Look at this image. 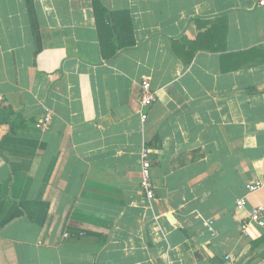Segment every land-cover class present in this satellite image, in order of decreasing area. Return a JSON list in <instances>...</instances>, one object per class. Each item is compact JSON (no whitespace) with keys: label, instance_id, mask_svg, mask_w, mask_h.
Returning <instances> with one entry per match:
<instances>
[{"label":"crops","instance_id":"0c3cea01","mask_svg":"<svg viewBox=\"0 0 264 264\" xmlns=\"http://www.w3.org/2000/svg\"><path fill=\"white\" fill-rule=\"evenodd\" d=\"M96 1L0 0V264H264V0Z\"/></svg>","mask_w":264,"mask_h":264},{"label":"built area","instance_id":"2783aa9c","mask_svg":"<svg viewBox=\"0 0 264 264\" xmlns=\"http://www.w3.org/2000/svg\"><path fill=\"white\" fill-rule=\"evenodd\" d=\"M261 4L263 2H260ZM155 93L150 88V82L148 77H144L141 79L140 82V96H139V105L140 107H149L151 106L155 101ZM50 124V115L46 114L44 117L40 118L36 124L35 127L44 131L48 128ZM140 175H141V187L142 190L148 200L154 199V191L152 188V181H151V168L152 163L148 158V149L146 147L142 148V151L140 153ZM263 182L262 181H254L250 184H247L245 186L246 194H251L256 191H258L260 188H262ZM237 209H242L245 205V199L241 198L236 200L235 202ZM263 213V208L260 206H255L251 209L249 213V220L251 222L256 223L259 226L263 225V221L261 218V215ZM204 226H210V223L205 222ZM222 264H240V261L238 258L233 254H226L222 258Z\"/></svg>","mask_w":264,"mask_h":264},{"label":"trees","instance_id":"16d2710c","mask_svg":"<svg viewBox=\"0 0 264 264\" xmlns=\"http://www.w3.org/2000/svg\"><path fill=\"white\" fill-rule=\"evenodd\" d=\"M93 6H94V11L97 13V7L99 6V3L96 0H94Z\"/></svg>","mask_w":264,"mask_h":264},{"label":"water","instance_id":"95a60500","mask_svg":"<svg viewBox=\"0 0 264 264\" xmlns=\"http://www.w3.org/2000/svg\"><path fill=\"white\" fill-rule=\"evenodd\" d=\"M216 264H221V262H218V261H217Z\"/></svg>","mask_w":264,"mask_h":264}]
</instances>
